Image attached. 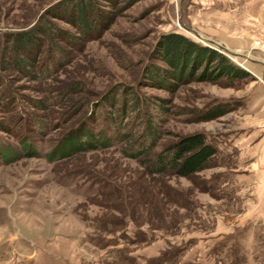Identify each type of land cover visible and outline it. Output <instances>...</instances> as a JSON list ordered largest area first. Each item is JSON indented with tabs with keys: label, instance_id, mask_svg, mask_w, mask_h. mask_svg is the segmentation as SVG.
Here are the masks:
<instances>
[{
	"label": "rangeland",
	"instance_id": "rangeland-1",
	"mask_svg": "<svg viewBox=\"0 0 264 264\" xmlns=\"http://www.w3.org/2000/svg\"><path fill=\"white\" fill-rule=\"evenodd\" d=\"M72 1L0 0V264H264L255 163L264 152V0H96L118 16L88 40L69 22ZM37 25L53 31L29 71L49 79L7 64L12 33ZM66 31L77 38L63 40ZM170 32L246 55L225 53L248 76L174 89L150 81L149 69L167 67L152 53ZM50 42L64 56L55 49L46 59ZM75 85L81 92L64 93ZM122 87L168 107L142 108L162 127L155 150L200 132L218 150L207 167L151 176L118 145L50 160L72 128L92 120L98 131L93 115ZM218 104L228 112L209 119Z\"/></svg>",
	"mask_w": 264,
	"mask_h": 264
},
{
	"label": "trees",
	"instance_id": "trees-1",
	"mask_svg": "<svg viewBox=\"0 0 264 264\" xmlns=\"http://www.w3.org/2000/svg\"><path fill=\"white\" fill-rule=\"evenodd\" d=\"M95 1L73 0L68 11L69 22L80 33L77 36L84 40H88L97 30L112 23L118 16L116 11L107 12L97 8ZM99 1L108 2L109 5L114 3V0ZM52 31L51 26L37 25L28 31L12 33L11 44L5 49V54L9 57L7 64L13 63L33 80L49 79L50 76L48 74L47 76L42 68L39 73L29 70L37 67L43 46L48 38L51 39ZM77 36L65 33L62 38L69 41L76 39ZM55 49L56 54L64 56L61 47L57 43L50 42L47 43L46 59L53 57L52 53ZM152 56L167 65L163 69L148 70L149 80L160 81L161 86L165 85L163 88L174 89L194 80L218 82L226 79L233 83L238 78L248 76V73L225 53L214 47L197 43L178 32L162 35ZM79 92H81L80 88L75 85L64 93ZM110 96L109 103L102 108V113L97 111L100 108L97 107V112L93 115L97 120L102 117V125L98 131L91 127L92 120L72 128L64 134L54 151L49 154L50 160L118 145L121 155L137 160L147 175L158 176L172 173L177 177H190L204 170L217 154V148L207 142L204 134L200 132L179 136L166 146L155 150L163 138L162 127L157 122L158 117L154 115L143 119L142 108L144 105L155 106L167 112L169 109L163 99L161 102L154 99V96L143 99L137 91L126 87L114 91ZM43 101H35L36 106L47 109L48 106ZM106 108L109 109L104 111ZM227 112L224 105L218 104L210 111L208 118L215 119ZM36 122L41 127L46 124L40 119ZM140 126L143 127L141 130ZM2 153L6 157L10 155V152L3 150Z\"/></svg>",
	"mask_w": 264,
	"mask_h": 264
},
{
	"label": "crops",
	"instance_id": "crops-1",
	"mask_svg": "<svg viewBox=\"0 0 264 264\" xmlns=\"http://www.w3.org/2000/svg\"><path fill=\"white\" fill-rule=\"evenodd\" d=\"M259 147H263V145H260ZM255 163H257L259 165V171H258L257 175H258L259 179L262 182L261 189H260V194L262 196L261 198H262L263 203H264V152L262 153L261 156H259L257 158Z\"/></svg>",
	"mask_w": 264,
	"mask_h": 264
},
{
	"label": "water",
	"instance_id": "water-1",
	"mask_svg": "<svg viewBox=\"0 0 264 264\" xmlns=\"http://www.w3.org/2000/svg\"><path fill=\"white\" fill-rule=\"evenodd\" d=\"M213 42V41H212ZM214 44H215V46H216V48L217 49H219L221 52H223V53H227V54H230V55H232V56H241V57H246L247 58V56L246 55H243V54H239V53H237L236 51H231L227 46H225V45H222V44H220V43H217V42H213Z\"/></svg>",
	"mask_w": 264,
	"mask_h": 264
},
{
	"label": "bare ground",
	"instance_id": "bare-ground-1",
	"mask_svg": "<svg viewBox=\"0 0 264 264\" xmlns=\"http://www.w3.org/2000/svg\"><path fill=\"white\" fill-rule=\"evenodd\" d=\"M246 58V57H245Z\"/></svg>",
	"mask_w": 264,
	"mask_h": 264
}]
</instances>
